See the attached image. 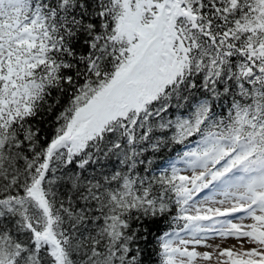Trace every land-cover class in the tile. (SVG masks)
I'll return each instance as SVG.
<instances>
[{
    "label": "snow or ice",
    "instance_id": "obj_1",
    "mask_svg": "<svg viewBox=\"0 0 264 264\" xmlns=\"http://www.w3.org/2000/svg\"><path fill=\"white\" fill-rule=\"evenodd\" d=\"M0 264H264V0H0Z\"/></svg>",
    "mask_w": 264,
    "mask_h": 264
}]
</instances>
